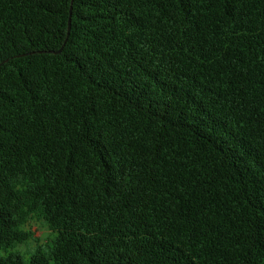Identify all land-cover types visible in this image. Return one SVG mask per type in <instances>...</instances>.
Returning a JSON list of instances; mask_svg holds the SVG:
<instances>
[{"label": "trees", "instance_id": "trees-1", "mask_svg": "<svg viewBox=\"0 0 264 264\" xmlns=\"http://www.w3.org/2000/svg\"><path fill=\"white\" fill-rule=\"evenodd\" d=\"M0 264H264V0H0Z\"/></svg>", "mask_w": 264, "mask_h": 264}, {"label": "rangeland", "instance_id": "rangeland-1", "mask_svg": "<svg viewBox=\"0 0 264 264\" xmlns=\"http://www.w3.org/2000/svg\"><path fill=\"white\" fill-rule=\"evenodd\" d=\"M26 228L32 233V238L23 244L16 246V250L24 253L27 257L29 253L36 247V245H43L46 247L47 243H51L55 238V233L42 221L32 218L27 222Z\"/></svg>", "mask_w": 264, "mask_h": 264}, {"label": "water", "instance_id": "water-1", "mask_svg": "<svg viewBox=\"0 0 264 264\" xmlns=\"http://www.w3.org/2000/svg\"><path fill=\"white\" fill-rule=\"evenodd\" d=\"M70 13H71V8H69V16H68V21H67V33L69 31L70 28ZM60 49L56 50L55 52H59Z\"/></svg>", "mask_w": 264, "mask_h": 264}]
</instances>
